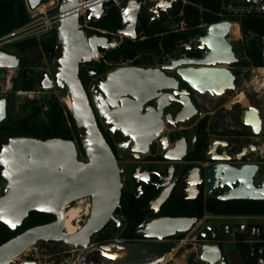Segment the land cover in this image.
Listing matches in <instances>:
<instances>
[{"label": "water", "instance_id": "95a60500", "mask_svg": "<svg viewBox=\"0 0 264 264\" xmlns=\"http://www.w3.org/2000/svg\"><path fill=\"white\" fill-rule=\"evenodd\" d=\"M44 0H25L30 9H36ZM175 0H60L59 20L55 31V48L50 56L55 59L52 76L42 72L35 77L42 90L54 86L65 89L71 100V116L77 128L78 139L84 155L79 159L75 142L63 139L39 140L25 137H7L0 141V223L10 231L21 227L32 212L48 214L54 220L16 235L0 245V264H12L14 259L29 247L42 243H63L69 247L63 262L70 264L73 253L78 252L74 264H162L175 250L173 237L189 233L198 223L194 217L160 216L147 218L132 228L139 242L108 241L90 246L92 237L110 222L115 224L110 237L120 225L116 211L120 206L121 170L106 142L100 124L111 134L119 133L115 146L129 159L140 160L155 145L161 161L152 170L142 168L133 176L138 197L139 182L145 175L152 177V186L158 191L171 187L174 199L185 201V137L182 136L167 149L160 145L164 123H185V90L179 82L203 92L220 93L233 88V75L216 64L236 63L232 46L226 37L229 22L209 24L202 36L194 39L195 49L203 51L201 60L179 57L162 59L159 67L122 66L97 79L87 91L80 79V66L90 64L101 50L115 49L120 38L132 41L138 37L137 26L141 15L152 16L165 12ZM113 3L119 16V27L109 29L110 38L78 28L79 13L85 12L90 23L102 19ZM185 50V44L178 48ZM200 65L197 68L185 65ZM19 57L0 48V69H17ZM164 71L177 77L166 76ZM92 78L97 71L86 69ZM4 78V72L0 73ZM163 91L168 93L161 94ZM170 101L178 107L174 120L163 114ZM152 103L150 106L149 104ZM7 98L0 97V123L7 117ZM174 154V155H170ZM169 162L168 168L162 166ZM140 169V168H139ZM222 169H224L222 171ZM256 166H243L238 170L227 166H214L207 175L206 195L219 201H264V176L257 187L252 176ZM136 172V171H135ZM231 183H236L231 187ZM224 188L221 195H213L216 186ZM82 198L90 199L86 223L73 235L64 231V209ZM165 200L164 195L153 198L149 209H155ZM215 230L207 226L198 235L201 240L213 239ZM199 259L208 264H227L217 246L199 247ZM23 264H36L24 262Z\"/></svg>", "mask_w": 264, "mask_h": 264}, {"label": "flooded vegetation", "instance_id": "af4514ba", "mask_svg": "<svg viewBox=\"0 0 264 264\" xmlns=\"http://www.w3.org/2000/svg\"><path fill=\"white\" fill-rule=\"evenodd\" d=\"M110 4L113 5V3ZM170 10L171 8L158 15L144 16L150 22L155 20L160 21L170 16ZM90 26L95 27L94 22L90 23ZM98 29H95L94 33L108 38L111 37L109 31L102 33ZM202 35L198 34L194 37L186 38L184 43L185 50L180 51L178 49L175 57H166L167 60L179 57H185V60H201L203 58V51L195 49L193 40ZM52 37L50 36L48 39H52ZM37 42V47L30 48L24 52L4 49L19 57V67L17 68L15 78L22 76V78L32 79L34 84H37L35 77L40 74L34 71L35 65L41 64L43 61L55 62V59L50 56L53 54L52 49L55 48V35L51 42H46L45 40ZM232 51L234 53L233 47ZM100 59L98 62H91L90 64H82L80 66V79L87 88V91H89V88L94 85L97 79L101 78L107 72L118 68L115 65L120 64L113 63L112 69L99 75V67L106 61L103 56ZM161 61H157L152 67H159ZM90 66L94 67L97 71L96 75L92 78H89L86 73V69ZM199 66L191 64L185 65V68H197ZM214 67L225 68L231 72L234 77L233 88H226L220 93H215L213 90L200 92L191 88L186 83L179 82V89L185 90V123L170 125L165 122L162 133L157 138V140L161 138L160 145L164 146L167 150L179 138L182 136L185 137V192L181 191L179 193L181 196H185V201L175 200L174 191L171 187H165L157 191L151 185L152 177L148 175L142 176L147 180L145 183L139 182L138 197H135L136 190L133 176L137 178V174L139 175L142 168H146L149 171L152 170L153 164L156 161H161L159 154L156 152V147L153 145L150 153L140 160L126 158L124 153L119 152L115 146L120 138V134L115 133L113 135L109 133L98 121L101 132L110 146L118 167L121 170V199L127 198L135 206L141 208L142 221L147 218L165 216L163 214L172 212L177 207H182L183 205H185V215H196L200 213L211 215L207 208L209 204L242 201H219L213 200L206 195L207 175L209 170L214 166H227L235 170L248 165L256 166L257 170L252 176V182L255 187H257L264 176V93H258L251 87L238 84L232 65L216 64ZM164 73L166 76L177 79L173 72L164 71ZM49 75L52 76L53 74ZM168 92L163 91L161 94ZM149 105L151 106L152 103ZM176 105L174 101H170L168 107L164 109L163 114H169L171 120H174L175 114L178 112ZM169 165L170 163L166 162L162 168H168ZM226 186L223 185L222 188L216 186L212 194H223ZM230 186L235 187L236 183H231ZM160 195H164L165 200L156 207L155 214L151 215L154 209H149L150 201ZM87 200L90 202L89 198ZM76 202H72L71 204H75ZM201 202L203 204L202 206H200ZM116 216L120 222L118 229L107 238L115 227V224L110 222L100 233L92 237L95 239V243L99 245L108 241H115V239L121 242L141 241V239L132 235V228L139 225L142 221L136 224L128 220L125 215L117 214ZM87 218L88 215L82 220V226L86 223ZM202 223V219H198V223L194 228L196 226L200 227ZM56 263H60V261Z\"/></svg>", "mask_w": 264, "mask_h": 264}, {"label": "trees", "instance_id": "16d2710c", "mask_svg": "<svg viewBox=\"0 0 264 264\" xmlns=\"http://www.w3.org/2000/svg\"><path fill=\"white\" fill-rule=\"evenodd\" d=\"M46 1V0H44ZM199 0H175L170 10V16L166 19L150 22L144 15L139 17L136 40L125 39L119 47L105 53V59L112 63H122L126 60H134L133 64L138 67H152L161 59L174 58L179 46L185 43L186 38L196 35L197 27L201 22L215 23L218 19L211 13L215 12L219 0H201L206 12L200 14L194 5ZM29 21L26 6L23 0H0V38L22 27ZM186 24L187 30H182L180 23ZM96 28L109 31L112 27H119V16L116 8L109 4L106 15L97 22ZM241 30L245 36L254 35L249 41V55L256 64H260V49L258 38L264 36V17H246L241 20ZM38 46L35 39H26L3 47L5 50H16L24 52ZM105 52V51H102ZM103 64L99 67V75L104 74ZM34 82L32 79H13V92L31 91ZM13 95V94H11ZM11 95L8 100L6 120L0 123V141L7 137H25L39 140L49 139H74L80 144L77 128L71 113L55 97L50 98L47 103V110L43 106L35 105L34 101L26 102L20 114L13 115L10 112L12 104ZM81 149V146H80ZM202 202L200 206H202ZM207 208L214 216H248L264 217V201H236L220 204H209ZM116 214L125 215L128 220L139 224L142 221V211L139 206L131 203L129 199L122 198ZM170 217H194L202 219L205 215H185V205L177 207L172 212L163 214ZM54 217L48 214L32 212L24 221L21 227L10 231L0 223V245L9 241L16 235L27 229L49 224ZM176 235L173 239H180Z\"/></svg>", "mask_w": 264, "mask_h": 264}, {"label": "built area", "instance_id": "2783aa9c", "mask_svg": "<svg viewBox=\"0 0 264 264\" xmlns=\"http://www.w3.org/2000/svg\"><path fill=\"white\" fill-rule=\"evenodd\" d=\"M78 1L83 2L84 0ZM59 3L60 0H46L33 10L27 6L29 16L28 23L1 37L0 48L26 39H35L36 41L44 40L45 38H49L51 34H55L59 20ZM41 6H43V10L40 9ZM194 6L197 7L196 5ZM198 11L200 14L210 12L199 8ZM211 13L218 19V21L215 23H230V31L226 39L229 44H231V46L236 49V51L234 50L236 63L230 65H232L236 74L237 83L242 86L251 87L258 93H264V36L258 38L257 43L260 49V64H256L254 59L248 53L250 40L244 38L245 35L241 30V20L243 18L264 17V0H219L217 10ZM209 24L214 23L201 22L197 28L204 31L206 26ZM234 27L237 28V31L234 30ZM78 28L84 32H95V29H97L93 26H90V22L87 20L85 12L82 10L79 13ZM98 31L102 33L107 32L106 30L102 29H98ZM251 36L255 37L252 34ZM99 57H101L100 54L93 58L92 62H98ZM133 61L134 60H126L125 62L116 64L115 67L135 66ZM1 72H4V78H0V97L9 98L11 94H14L16 96H28V98L33 99L35 96L40 95L43 91L47 92V90L40 89L38 85L37 91L31 90L13 92V79L16 77L17 69H0V73ZM2 193L3 189L2 184L0 183V196ZM242 217L248 216L211 215L210 217L206 218L204 216L202 218L203 223L200 225V227L197 230L193 228L189 233H187L188 235L191 234V236L189 238L185 237V241H177L173 239L176 242V248L179 243H185V255H187V257L192 255V260L196 264H208L199 259L198 250L200 246H217L222 254L221 246L224 244H229L239 249L241 254H243V256L246 258L245 264H264V222L258 223L254 221H248L242 219ZM220 218H227V220L220 223L219 225L205 224L207 219ZM207 226H212L214 228L215 237L213 239L207 240L199 239V233ZM115 241H117V239H115ZM89 245L92 247L96 246L97 244L90 240ZM38 246L39 243L26 249L23 254L14 259L12 264H23L24 262L48 264L46 261L47 258L42 256L41 250L38 249ZM188 248L189 250H187ZM175 250L169 256L173 255ZM64 253L61 255L60 263L63 262ZM50 264L57 263L52 262ZM70 264L74 263L71 261Z\"/></svg>", "mask_w": 264, "mask_h": 264}, {"label": "rangeland", "instance_id": "374dc122", "mask_svg": "<svg viewBox=\"0 0 264 264\" xmlns=\"http://www.w3.org/2000/svg\"><path fill=\"white\" fill-rule=\"evenodd\" d=\"M23 1L25 3L26 11H27L28 5L25 2V0H23ZM195 5L199 9L205 10L204 6H203V2L201 0H199L197 2V4H195ZM107 7L109 8V6H107ZM40 9L43 10V6H41ZM51 13H54V12H51ZM27 15H28V11H27ZM180 25H181L182 30L185 31L188 29V28H186V24H184L183 22L180 23ZM197 30L198 31L196 32V35L204 33V31H202L200 29H197ZM54 35L55 34H51V36H53L52 39L51 38L50 39L45 38L44 40L46 42H51L54 38ZM244 38H246L247 40H251L254 37L251 35H248V36H244ZM125 39L126 38L121 37L120 38V44ZM110 50H113V49H110ZM234 50L236 51L235 48H234ZM108 51L109 50H106L105 52H101L100 56H103L105 59V53ZM99 60H101L100 57H99ZM113 65L114 64L112 62H110L109 60H106L103 63L104 70L107 71L109 69H112ZM34 71L39 73V74H41L44 71H46L49 74H53V72L55 71V62L54 61H52V62L43 61L41 64L35 65ZM32 91H37V84L36 83L34 84V86H32ZM66 95H67V92L65 89L57 88L56 86H54V88L50 91H47V92L43 91L40 95L35 96L33 99L28 98V96H16L13 94V95H11L12 104H11V107L9 110L13 115L20 114V112L23 110V106L26 102L34 101L35 105L40 106V107L43 106L44 110L46 111L47 110L46 103L52 97H55L60 103H62L65 106V108H67V106L63 102V98ZM67 110H69V109L67 108ZM74 142H75L77 149H78L79 159L83 160L84 155H83L82 149H80V144L77 142L76 139H74ZM80 201L83 203L84 207H86L87 204H90V202H89V200H87V198H82V199H80ZM78 202H79V200H78ZM69 206H73V204H70ZM210 216L211 215H205V218L210 217ZM85 218H86L85 211H81V213L78 217V220L76 222V224L79 225L80 228L82 226V220ZM242 219H245L248 221H254V222H258V223L264 222V217H242ZM226 220H227V218L207 219L205 221V224L219 225L220 223H222ZM198 228L199 227L196 226L194 229L197 230ZM187 235L188 234H181L180 239H175V240H177V241L184 240L185 241V237L189 238L191 236V234L188 236ZM91 241L93 243H95L94 238H92ZM221 248H222V255L226 259L227 264H245L246 263V258L243 256V254H241L239 249H237L235 246L229 245V244H224L221 246ZM38 249L41 250L42 256L44 258H47L46 261L48 264H50L52 262L60 261L61 255L64 252H66L69 249V247L66 246L65 244L59 243V242L45 243V244L40 242ZM187 250H189V248ZM236 256H238V257H236ZM76 259H78V252L73 253L72 262L74 263V261ZM164 262L165 263H163V264H196L192 260V255H189L188 257H187V255H185V243H182V244L179 243L177 245V248H176L175 252L173 253V255L169 256Z\"/></svg>", "mask_w": 264, "mask_h": 264}, {"label": "bare ground", "instance_id": "6f19581e", "mask_svg": "<svg viewBox=\"0 0 264 264\" xmlns=\"http://www.w3.org/2000/svg\"><path fill=\"white\" fill-rule=\"evenodd\" d=\"M42 10V9H41ZM234 30L237 31V28L234 27ZM64 104L68 107L69 110L72 108L71 100L66 95L63 98ZM90 204H87L86 207L83 206V203L79 200L73 206H67L64 209V217H65V224H64V231L68 235L76 234L80 230V226L76 224L78 217L81 211H85V216L89 214Z\"/></svg>", "mask_w": 264, "mask_h": 264}]
</instances>
